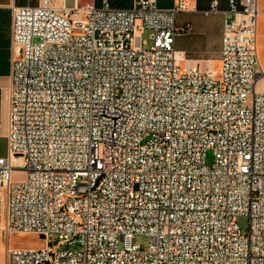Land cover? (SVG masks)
<instances>
[{
    "label": "built area",
    "instance_id": "2783aa9c",
    "mask_svg": "<svg viewBox=\"0 0 264 264\" xmlns=\"http://www.w3.org/2000/svg\"><path fill=\"white\" fill-rule=\"evenodd\" d=\"M188 7L13 8L6 264H264L258 0H229L221 59L207 70L178 58ZM16 234L48 245L13 249Z\"/></svg>",
    "mask_w": 264,
    "mask_h": 264
},
{
    "label": "crops",
    "instance_id": "0c3cea01",
    "mask_svg": "<svg viewBox=\"0 0 264 264\" xmlns=\"http://www.w3.org/2000/svg\"><path fill=\"white\" fill-rule=\"evenodd\" d=\"M57 8H72L95 4L102 7L106 2L115 7L128 8L134 0H53ZM159 8H173L180 0H156ZM187 11L178 14L177 22L185 32L175 41L178 58L182 63L210 68L219 63L222 55L226 16L224 11L229 0H218L219 12H208L213 0H184ZM40 0H0V158L8 155L10 115V90L12 85V10L14 7L37 6ZM258 55L264 74V0H258ZM258 92L264 94V77L256 84Z\"/></svg>",
    "mask_w": 264,
    "mask_h": 264
},
{
    "label": "rangeland",
    "instance_id": "374dc122",
    "mask_svg": "<svg viewBox=\"0 0 264 264\" xmlns=\"http://www.w3.org/2000/svg\"><path fill=\"white\" fill-rule=\"evenodd\" d=\"M179 22H177L178 24ZM179 25V24H178ZM143 41L146 42L145 47L150 49L152 47L153 41L151 39V32L146 31L143 32ZM218 62L213 64L210 68H216L218 66ZM203 70H207V66L202 68ZM207 163H211L213 161V153L209 151L206 157ZM17 166V165H16ZM22 169V167L20 168ZM26 178V174L23 171H15L13 175V180L15 182H22ZM240 228L242 229V233L246 234L248 232L249 222L246 217H239L237 219ZM135 242L139 245H144L146 243L145 236H136ZM10 245L13 249H44L48 245V239L43 235H35V234H16L13 235L10 239ZM7 244V238L3 239V246ZM66 248V247H63ZM0 264H6L5 259V250L3 249L0 253Z\"/></svg>",
    "mask_w": 264,
    "mask_h": 264
}]
</instances>
